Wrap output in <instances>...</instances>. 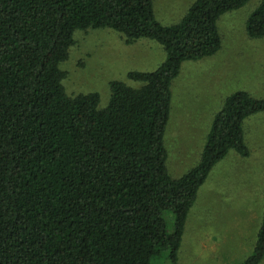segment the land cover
<instances>
[{"label":"trees","instance_id":"1","mask_svg":"<svg viewBox=\"0 0 264 264\" xmlns=\"http://www.w3.org/2000/svg\"><path fill=\"white\" fill-rule=\"evenodd\" d=\"M249 0H195L164 25L153 0H0V264H176L188 212L213 166L230 150L249 156L243 123L264 97L229 94L215 114L200 161L179 178L168 170L165 132L171 85L182 63L215 54L218 20ZM109 28L125 43L149 38L165 60L131 70L140 83L110 82L67 93L61 64L76 30ZM246 31L264 37V0ZM168 216L171 218L169 228ZM264 256V213L252 254Z\"/></svg>","mask_w":264,"mask_h":264},{"label":"rangeland","instance_id":"2","mask_svg":"<svg viewBox=\"0 0 264 264\" xmlns=\"http://www.w3.org/2000/svg\"><path fill=\"white\" fill-rule=\"evenodd\" d=\"M194 1L153 0L154 9L156 6L159 11L157 14L155 9V16L165 25L177 23ZM258 4L259 0H249L241 8L221 15L218 28L222 35V47L212 56L201 59L204 60L202 62H183L180 74L172 82L171 111L164 140L168 151L167 166L173 178H179L200 161L214 116L220 110L212 104L219 102L220 95L246 90L255 97H264V37L251 38L246 31L247 19ZM74 40L68 59L61 64L66 72L63 85L71 96L98 92L100 107L108 103L112 80L139 86L140 83L127 78V73L156 69L162 62V55L166 54L155 40L141 38L134 44H127L120 33L109 28L78 29ZM210 111L215 112L212 114ZM257 114H260L259 120H264V111ZM263 130L264 121L255 124L253 133L259 140L263 139ZM231 152L237 153L232 149L228 154ZM227 159L217 168L221 178L215 182L212 193H208L205 201L200 193L195 202L232 207H223L225 213L222 212L226 225L233 233L226 251L240 258L234 261L237 262L234 264H239L242 258L253 252L250 250L247 253L257 227L254 215L262 213L263 217L264 156L253 157L247 164L237 163L234 156ZM245 171L252 173L250 180L237 179L236 175ZM221 190L227 194L213 196ZM168 217L171 229V218ZM196 244L189 243L187 254L181 255L186 264H216L207 259ZM154 263L171 264L166 253L161 258H155Z\"/></svg>","mask_w":264,"mask_h":264},{"label":"crops","instance_id":"3","mask_svg":"<svg viewBox=\"0 0 264 264\" xmlns=\"http://www.w3.org/2000/svg\"><path fill=\"white\" fill-rule=\"evenodd\" d=\"M153 6H154V3H153ZM155 9L157 11V14H159V11L156 8V6H155ZM155 9H154V12H155ZM147 39H149V38H147ZM138 40H136V41H138ZM151 40H153V39H151ZM135 42H133L131 44H134ZM221 47H222V44H221ZM160 53H161V51L158 53V59H160L159 58ZM165 58H166V54L164 56L162 55L161 61L163 62L165 60ZM202 61H204V60H200V62H202ZM158 66H156V67H158ZM153 70H155V68ZM153 70H148V71H153ZM138 71H142V70H138ZM227 95H229V94L227 93V94L220 95L219 102L216 105L212 104V106L215 107L216 110H218L219 108L221 109ZM210 112H212V114H214L215 111L214 112L210 111ZM258 116H260V114H254L252 116H249L248 118H246L244 120V123H243L244 138H245V142L248 145L249 151H250L249 156H241L235 152H231L230 153L231 155L227 154L225 156V158H223L222 160L217 162L212 168V169H214L212 175L211 176L208 175L205 182L199 187L196 199H198L200 193H202L203 199L205 201V198L208 195V193H212V189L214 188V186L216 187L215 182L221 178L216 172L217 168H218V166H220V164H222L223 162L228 160L227 158L229 156H234L236 159V162L239 164H247L250 160L253 159V157L264 156V130H263V139L261 138L260 140L253 133V129H254L255 124L258 123L259 121H264V120H259ZM251 175H252V173L245 171L243 173L237 174L236 177L239 180L247 182L248 180H250ZM226 179L230 180V179H232V177H229V178L226 177ZM216 190L217 191L219 190L218 185H217ZM225 194H227V193L224 190H221V191L213 194V196H220V195H225ZM223 207L232 208V207H229V205L222 206L220 204L211 203V202L205 203V204H197L195 202L192 205V207L190 208V210L188 212L186 221H185L184 231H183V235H182V241H181V245L179 247L178 253H177L176 264H186V262L183 260L181 255L187 254V251L189 249V247H188L189 243H194V244L197 243L196 246L201 249V251L207 257V259L213 260L216 264H234V263H237L234 261H236L240 258H238V257L236 258L234 253L232 255H229L226 251V249L231 244L229 239L233 236V233H232L231 228L229 226H227L225 223L226 219L222 215V212H223V214L225 213V210H223ZM263 213H264V208H263ZM254 217L256 219L257 227L255 229V232H254L252 238H251L249 248L247 249V253H249L250 250L251 251L254 250L255 243H256L255 240H257V235H258V232H259V229L261 227L262 220H263L262 213L256 214V215H254ZM261 218H262V220H261ZM220 253H221V255H220ZM247 258H242V260H240L241 261L240 263H242V261H245ZM260 264H264V256H263Z\"/></svg>","mask_w":264,"mask_h":264}]
</instances>
